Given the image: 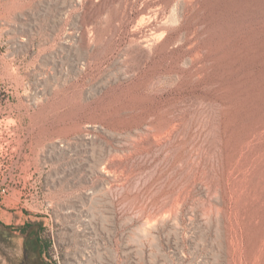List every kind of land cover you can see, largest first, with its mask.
Listing matches in <instances>:
<instances>
[{
	"label": "rangeland",
	"instance_id": "obj_1",
	"mask_svg": "<svg viewBox=\"0 0 264 264\" xmlns=\"http://www.w3.org/2000/svg\"><path fill=\"white\" fill-rule=\"evenodd\" d=\"M100 262L264 264V0H0V264Z\"/></svg>",
	"mask_w": 264,
	"mask_h": 264
},
{
	"label": "bare ground",
	"instance_id": "obj_2",
	"mask_svg": "<svg viewBox=\"0 0 264 264\" xmlns=\"http://www.w3.org/2000/svg\"><path fill=\"white\" fill-rule=\"evenodd\" d=\"M157 37L155 36V35H151V34H149V35H147V37L142 41V45L140 46V47H143V48H145V50H147V49H153V48H156V46H157V44H156V42H157ZM159 43V42H158ZM158 49V48H157ZM143 50V49H142ZM148 52V51H147ZM145 53V52H144ZM86 263H88V262H86ZM100 264H103V263H101L100 262Z\"/></svg>",
	"mask_w": 264,
	"mask_h": 264
},
{
	"label": "trees",
	"instance_id": "obj_3",
	"mask_svg": "<svg viewBox=\"0 0 264 264\" xmlns=\"http://www.w3.org/2000/svg\"><path fill=\"white\" fill-rule=\"evenodd\" d=\"M27 227H29V225H26V228H27ZM36 242H37V241H32L33 246H36V244H37Z\"/></svg>",
	"mask_w": 264,
	"mask_h": 264
}]
</instances>
